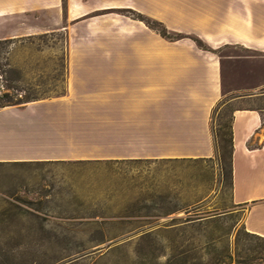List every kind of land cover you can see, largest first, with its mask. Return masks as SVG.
<instances>
[{"label": "crops", "instance_id": "obj_1", "mask_svg": "<svg viewBox=\"0 0 264 264\" xmlns=\"http://www.w3.org/2000/svg\"><path fill=\"white\" fill-rule=\"evenodd\" d=\"M137 15L184 37H163ZM62 31L66 91L0 108L11 149L0 163L211 159L225 101L234 106L228 210L264 237V71L234 86L222 55L264 57V0H0V41Z\"/></svg>", "mask_w": 264, "mask_h": 264}, {"label": "rangeland", "instance_id": "obj_2", "mask_svg": "<svg viewBox=\"0 0 264 264\" xmlns=\"http://www.w3.org/2000/svg\"><path fill=\"white\" fill-rule=\"evenodd\" d=\"M222 55L234 86L263 78L264 57ZM0 64L1 93L64 95L65 34L1 41ZM233 108L214 115L221 148L211 159L0 163V264H237L264 247L247 235L245 212L228 210ZM7 151L0 142V156Z\"/></svg>", "mask_w": 264, "mask_h": 264}, {"label": "trees", "instance_id": "obj_3", "mask_svg": "<svg viewBox=\"0 0 264 264\" xmlns=\"http://www.w3.org/2000/svg\"><path fill=\"white\" fill-rule=\"evenodd\" d=\"M138 18L144 20L146 22V24L148 26H150L151 28H153L154 30H156L159 34H161L163 37H166L168 39L171 40H177L180 39L182 37H184L183 34L181 33H176V32H171L169 31V29L167 27H165L161 22L149 18V17H144L142 15H137ZM197 44L206 50H209L210 48L208 47L207 44H205L203 41H201L198 38H195ZM1 43V41H0ZM4 68L3 66L0 64V86H1V80L4 78ZM2 90L0 88V108L6 107V106H11V105H18L21 103H29L32 101H38L40 99L38 98H30V97H19V93L18 90L15 93H11V92H4L1 93ZM61 96V95H60ZM24 99V101H22ZM225 103V101H222L217 108L214 111V115L216 114V112L220 109V107ZM214 115H213V119H214ZM229 135H230V145H231V154H230V164H229V171H228V175H229V179H231L232 176V164H231V156H232V137H231V124H230V128H229ZM215 137V145H216V152L217 154L220 153V141L218 139V135H214ZM230 185V182H229ZM187 221H192V219H188ZM246 230V229H245ZM247 231V230H246ZM247 235L261 239L264 241V237L259 236L257 234H253L247 231ZM248 253L246 255L245 258H243L240 261H237V264H264V247H250L247 249Z\"/></svg>", "mask_w": 264, "mask_h": 264}, {"label": "water", "instance_id": "obj_4", "mask_svg": "<svg viewBox=\"0 0 264 264\" xmlns=\"http://www.w3.org/2000/svg\"><path fill=\"white\" fill-rule=\"evenodd\" d=\"M171 217H173V216H171Z\"/></svg>", "mask_w": 264, "mask_h": 264}]
</instances>
